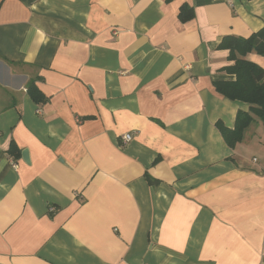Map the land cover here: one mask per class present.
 Listing matches in <instances>:
<instances>
[{"label": "crops", "instance_id": "obj_1", "mask_svg": "<svg viewBox=\"0 0 264 264\" xmlns=\"http://www.w3.org/2000/svg\"><path fill=\"white\" fill-rule=\"evenodd\" d=\"M263 26L264 0H0V264H264V127L228 146L249 105L212 83Z\"/></svg>", "mask_w": 264, "mask_h": 264}, {"label": "trees", "instance_id": "obj_2", "mask_svg": "<svg viewBox=\"0 0 264 264\" xmlns=\"http://www.w3.org/2000/svg\"><path fill=\"white\" fill-rule=\"evenodd\" d=\"M179 16L181 20H186L190 17V13L183 7ZM219 47L228 49L229 58L234 60L233 64L223 67V70L233 75L234 78L214 80L212 83L215 90L228 99L240 100L249 105L248 111L239 110L236 113L233 128H228L219 121L216 122L225 143L234 147L242 140L245 129L255 118L264 127V69L245 58V55L250 51L264 56V26L246 38L233 35L225 36L219 43ZM27 90L34 101L45 100L33 83L28 85ZM9 152L15 158L20 155L14 144L10 147ZM148 180L151 184L156 183L155 180Z\"/></svg>", "mask_w": 264, "mask_h": 264}, {"label": "water", "instance_id": "obj_3", "mask_svg": "<svg viewBox=\"0 0 264 264\" xmlns=\"http://www.w3.org/2000/svg\"><path fill=\"white\" fill-rule=\"evenodd\" d=\"M21 157H22L24 162L29 163V157H28L27 149H24L21 151Z\"/></svg>", "mask_w": 264, "mask_h": 264}, {"label": "built area", "instance_id": "obj_4", "mask_svg": "<svg viewBox=\"0 0 264 264\" xmlns=\"http://www.w3.org/2000/svg\"><path fill=\"white\" fill-rule=\"evenodd\" d=\"M121 138H122V140H123L124 142H127V141L130 140L131 135H130L129 133H126V134H123V135L121 136ZM13 166H15L14 163H13ZM49 210L52 211V210H54V208H53V207H50Z\"/></svg>", "mask_w": 264, "mask_h": 264}]
</instances>
